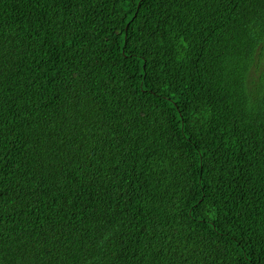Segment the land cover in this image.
I'll use <instances>...</instances> for the list:
<instances>
[{"label":"trees","instance_id":"16d2710c","mask_svg":"<svg viewBox=\"0 0 264 264\" xmlns=\"http://www.w3.org/2000/svg\"><path fill=\"white\" fill-rule=\"evenodd\" d=\"M262 66L264 0H0V264H264Z\"/></svg>","mask_w":264,"mask_h":264},{"label":"bare ground","instance_id":"6f19581e","mask_svg":"<svg viewBox=\"0 0 264 264\" xmlns=\"http://www.w3.org/2000/svg\"><path fill=\"white\" fill-rule=\"evenodd\" d=\"M102 27V26H101ZM133 30V29H132ZM256 41V40H255ZM253 43V42H252ZM255 46V45H254ZM256 47V46H255ZM213 57V56H212ZM215 60V59H214ZM258 67V66H257ZM257 70V69H256ZM195 72V71H194ZM204 72V71H203ZM154 91V90H153ZM205 99V98H204ZM207 109V108H206ZM4 123V122H3ZM45 153V152H44ZM46 155V154H45ZM11 175V174H10ZM32 180V179H31ZM12 181V180H11ZM38 191V190H37ZM136 199V198H135ZM65 212V211H64ZM64 218V217H63ZM179 221V220H178ZM138 222V221H137ZM180 223V222H179ZM201 223V222H200ZM207 223V222H205ZM112 225V224H111ZM203 225V224H202ZM97 226V225H96ZM133 226V225H132ZM204 226V225H203ZM146 233V232H145ZM157 238V237H156ZM160 239V238H159ZM143 240V239H142ZM157 240V239H156ZM95 252V251H94Z\"/></svg>","mask_w":264,"mask_h":264},{"label":"snow or ice","instance_id":"6c2138e0","mask_svg":"<svg viewBox=\"0 0 264 264\" xmlns=\"http://www.w3.org/2000/svg\"><path fill=\"white\" fill-rule=\"evenodd\" d=\"M261 74L264 75V66L261 68Z\"/></svg>","mask_w":264,"mask_h":264}]
</instances>
